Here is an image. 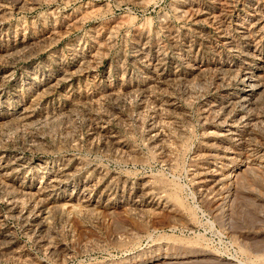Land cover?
Wrapping results in <instances>:
<instances>
[{
  "label": "rangeland",
  "instance_id": "obj_1",
  "mask_svg": "<svg viewBox=\"0 0 264 264\" xmlns=\"http://www.w3.org/2000/svg\"><path fill=\"white\" fill-rule=\"evenodd\" d=\"M0 247L264 264V0H0Z\"/></svg>",
  "mask_w": 264,
  "mask_h": 264
},
{
  "label": "bare ground",
  "instance_id": "obj_2",
  "mask_svg": "<svg viewBox=\"0 0 264 264\" xmlns=\"http://www.w3.org/2000/svg\"><path fill=\"white\" fill-rule=\"evenodd\" d=\"M255 17H256V16H255ZM262 70H263V69H262ZM247 87H248V86H247ZM238 90H239V89H238ZM235 91H236V90H235ZM223 96H224V97H227V95H224V94H223ZM246 99H247V98L244 97V98L242 99V102H243L244 100H246ZM225 100H226V99H225ZM240 102H241V101H240ZM243 104H244V103H243ZM247 104H248V103H247ZM239 105H240V104H239ZM249 105H251V104H249ZM252 105H253V104H252ZM256 105H257V104H256ZM244 107H245V106H244ZM258 107H259V106H258ZM233 111H234V110H233ZM239 111H240V110H239ZM242 112H243V111H242ZM242 112H241V113H242ZM243 113H244V112H243ZM247 116H248V115H247ZM202 119H203V118H202ZM243 119H244V118H243ZM248 119H249V118H248ZM248 119H246L245 121L247 122ZM226 120H227V119H226ZM229 121H230V120H229ZM230 122H231V121H230ZM248 122H249V121H248ZM238 124H239V123H238ZM225 125H226V124H225ZM239 125H240V124H239ZM230 127L233 128V126H230ZM243 129H244V128H243ZM237 130H238V129H237ZM237 130H236V131H237ZM225 131H227V130H225ZM240 131H241V130H240ZM223 132H224V131H223ZM244 134H245V133H244ZM231 135H232V134H231ZM233 135H234V134H233ZM222 137H223V136H222ZM239 140H240V138H239ZM241 140H242V139H241ZM243 140H244V139H243ZM249 148H250V147H249ZM246 149H247V148H246ZM249 150H250V149H249ZM213 162H214V161H213ZM209 168H210V167H209ZM209 168H208V169H209ZM234 168H235V167H234ZM234 168L232 169V172L234 171ZM208 169H206V170H208ZM217 170H218V169H217ZM236 170H237V169H236ZM237 171H238V170H237ZM232 172H230V173L232 174ZM228 173H229V172H228ZM233 173H234V172H233ZM235 173H238V172L235 171ZM114 174H115V173H114ZM207 175H208V174H207ZM225 175H226V174H225ZM204 176H206V175H204ZM230 176H231V175H230ZM234 176H235V175H234ZM234 176H233V177H234ZM226 177H227V176H226ZM202 178H203V177H202ZM204 178H205V177H204ZM208 178H209V177H208ZM211 178H212V177H211ZM230 179H231V178H230ZM210 181H211V180H210ZM210 181H209V182H210ZM161 183H162V182H161ZM163 184H164V183H163ZM199 184H200V183H199ZM201 184H202V183H201ZM207 184H208V183H207ZM220 184H221V183H220ZM165 185H166V184H165ZM203 185H204V184H203ZM216 187H218V186H216ZM160 189H161V188H160ZM99 190H100V189H99ZM205 191H206V190H205ZM202 192H203V191H202ZM81 194H82V193H81ZM202 195H203V194H202ZM133 201H134V200H133ZM137 201H138V200H137ZM134 202H135V201H134ZM131 205H132V204H131ZM136 208H137V207H136ZM0 249H1V247H0ZM2 250H3V249H2ZM0 251H1V250H0ZM64 252H65V251H64ZM261 259H264V258H261Z\"/></svg>",
  "mask_w": 264,
  "mask_h": 264
}]
</instances>
